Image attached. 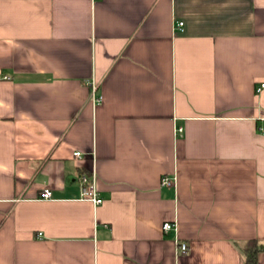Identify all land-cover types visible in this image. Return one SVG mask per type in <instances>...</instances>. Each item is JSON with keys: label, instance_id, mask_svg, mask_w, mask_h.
<instances>
[{"label": "crops", "instance_id": "crops-1", "mask_svg": "<svg viewBox=\"0 0 264 264\" xmlns=\"http://www.w3.org/2000/svg\"><path fill=\"white\" fill-rule=\"evenodd\" d=\"M261 84L264 0H0V264H245Z\"/></svg>", "mask_w": 264, "mask_h": 264}, {"label": "built area", "instance_id": "built-area-1", "mask_svg": "<svg viewBox=\"0 0 264 264\" xmlns=\"http://www.w3.org/2000/svg\"><path fill=\"white\" fill-rule=\"evenodd\" d=\"M183 23H179L177 25V28L182 29ZM91 100L94 104H98L102 101V97L98 95V89L99 86L96 82L91 83ZM264 89V84H261L257 88V93L262 92ZM179 133L183 132L182 128H179L177 130ZM75 157L81 158L82 153L81 152H76ZM78 182L80 184V200L82 201H88L91 202L95 207L103 204L104 200L100 196V193L97 188V178L95 172L92 174L88 173H82L78 176ZM176 177H169V176H164L162 178L161 184L162 186L165 187H175L176 186ZM42 199L49 200L52 198V191L50 189H44L42 193ZM172 230H177V225L175 222H166L163 225V231L165 233L172 231ZM189 250V245L185 242L177 241V251L179 254H185Z\"/></svg>", "mask_w": 264, "mask_h": 264}, {"label": "trees", "instance_id": "trees-1", "mask_svg": "<svg viewBox=\"0 0 264 264\" xmlns=\"http://www.w3.org/2000/svg\"><path fill=\"white\" fill-rule=\"evenodd\" d=\"M264 250V244L258 241H248L245 245V264H259V254Z\"/></svg>", "mask_w": 264, "mask_h": 264}]
</instances>
